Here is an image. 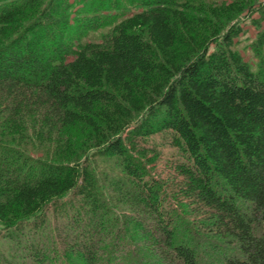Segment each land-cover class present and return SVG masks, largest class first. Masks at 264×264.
Masks as SVG:
<instances>
[{"label":"trees","instance_id":"1","mask_svg":"<svg viewBox=\"0 0 264 264\" xmlns=\"http://www.w3.org/2000/svg\"><path fill=\"white\" fill-rule=\"evenodd\" d=\"M252 6L0 0V264H264L260 20L255 66L234 47Z\"/></svg>","mask_w":264,"mask_h":264},{"label":"rangeland","instance_id":"2","mask_svg":"<svg viewBox=\"0 0 264 264\" xmlns=\"http://www.w3.org/2000/svg\"><path fill=\"white\" fill-rule=\"evenodd\" d=\"M250 4L253 3L252 10L246 11L245 13L239 15L236 17V21L239 22L241 31L240 33L234 38L235 44L234 47L240 52L242 57L248 61L252 67L255 66L257 62V57L254 55L252 47H251V40L255 37V34L258 30L256 28L255 20H260V29L264 30V17L262 18V12H264V0H249ZM234 20V21H235ZM233 21V22H234ZM102 29L95 30L90 35H85L83 39H90V40H97L101 36ZM147 147H153L155 148L156 152L158 153V159L155 165V168L152 166L153 175L159 174L162 177L167 176L168 173H170V163L175 161L177 159V150L175 147H173L168 141H166L162 136L153 135L150 142L145 143ZM99 164L100 162L97 161ZM70 197V194L64 195L60 198V201L63 199H66ZM53 203L50 202L47 205L44 206V211L47 210V220L50 222L51 225H58L61 227L63 225V222H65L64 219H57L55 216H53L52 210H53ZM66 221H68V218H66ZM46 224V223H45ZM76 226L73 228L76 230ZM76 233V232H75ZM203 262L207 264L206 258L203 259Z\"/></svg>","mask_w":264,"mask_h":264}]
</instances>
